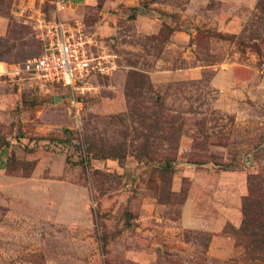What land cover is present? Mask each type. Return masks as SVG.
Wrapping results in <instances>:
<instances>
[{"label":"rangeland","instance_id":"obj_1","mask_svg":"<svg viewBox=\"0 0 264 264\" xmlns=\"http://www.w3.org/2000/svg\"><path fill=\"white\" fill-rule=\"evenodd\" d=\"M40 18L115 69L0 80V264H264V0H0V63Z\"/></svg>","mask_w":264,"mask_h":264},{"label":"built area","instance_id":"obj_2","mask_svg":"<svg viewBox=\"0 0 264 264\" xmlns=\"http://www.w3.org/2000/svg\"><path fill=\"white\" fill-rule=\"evenodd\" d=\"M36 22V38L42 45L40 55L17 65L0 63V80H37L44 86L73 91L94 75L109 76L114 71V57L107 51H97L95 40L81 28L57 19L40 18Z\"/></svg>","mask_w":264,"mask_h":264}]
</instances>
